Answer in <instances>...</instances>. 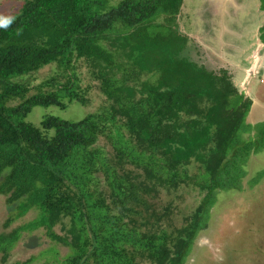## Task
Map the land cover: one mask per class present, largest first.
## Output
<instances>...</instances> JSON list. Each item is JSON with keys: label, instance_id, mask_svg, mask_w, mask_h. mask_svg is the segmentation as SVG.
<instances>
[{"label": "trees", "instance_id": "trees-1", "mask_svg": "<svg viewBox=\"0 0 264 264\" xmlns=\"http://www.w3.org/2000/svg\"><path fill=\"white\" fill-rule=\"evenodd\" d=\"M14 1L18 13L0 20L3 227L37 216L0 233V263L24 234L42 229L69 253L56 258L51 248L41 256L53 259L40 264H186L218 193L242 191L250 157L264 152V121L247 122L252 99L180 31L187 0ZM80 62L101 107L78 121L28 122L35 107L89 105ZM52 64L55 74L35 87L15 80ZM263 179L264 170L248 185ZM183 186L202 197L176 227L173 196Z\"/></svg>", "mask_w": 264, "mask_h": 264}, {"label": "rangeland", "instance_id": "rangeland-1", "mask_svg": "<svg viewBox=\"0 0 264 264\" xmlns=\"http://www.w3.org/2000/svg\"><path fill=\"white\" fill-rule=\"evenodd\" d=\"M120 1L111 0L114 5ZM240 2L242 3L244 13H254L252 9L253 0H240ZM202 4L206 5V7L202 6ZM21 6V2L0 0V20L14 17ZM213 6L211 7L207 0H187V5L183 8L182 18L179 22L180 31L184 33V29L194 31V28H199V30H207V34H211L212 36L220 34L219 31L223 28L224 19L222 16L221 18L216 16V10ZM212 22L220 25L217 27V33L210 28ZM258 47L261 50L262 58L258 66L255 67L256 74L252 76L245 87L248 91L246 97L252 99L253 102L247 117V122L251 124L264 121V48L260 42L257 45ZM191 51L194 52L193 50ZM214 51L216 57L213 58L215 61H219L224 68L230 70L232 73H239L235 70V67L234 70H231L230 64L223 61H228L223 50L214 48L213 53ZM195 57L198 58L199 56L195 55ZM235 64L238 65L240 63L235 62ZM56 70V65L52 64L37 73L27 75L26 77H18L15 80L19 82L24 81L30 87H35L53 76ZM78 71L84 81V85L90 87L88 106H81L73 102L65 110L56 106L35 107L28 115L27 121L36 126H39L43 118L47 116H58L67 120L78 121L95 112L99 106L101 107L103 95H101L97 88V82H94L87 72L85 64L80 62ZM241 91L245 94V91ZM18 102L15 101L12 104L16 105ZM104 142L102 140V143ZM197 169L198 166L190 167V172L197 173ZM247 170L248 175L244 181L242 191L218 193L217 201L211 210L209 226L197 237L193 251L188 257L186 264H264V179L254 188H250L248 185V181L257 172L264 170V152L250 157ZM178 195V198L173 196L176 199L175 204L178 206V209L175 208L177 210H174L173 219H171L173 226L176 227L181 226L180 224H182L184 216L193 212L202 197L199 189L194 186H183ZM170 198L164 195L161 201L165 203ZM159 204L162 205L161 202ZM8 215L7 197L0 195V233L11 231L33 220L36 218L37 212L30 211L26 216L15 221L5 230L3 225ZM56 231L62 234L61 226L58 225ZM51 248L58 252L56 258H61L69 253L67 247L49 240L42 229L32 234H24L12 250L7 264L30 259H33L31 264L43 263L47 258L53 259L54 256L50 254L41 256L42 253H46Z\"/></svg>", "mask_w": 264, "mask_h": 264}, {"label": "crops", "instance_id": "crops-1", "mask_svg": "<svg viewBox=\"0 0 264 264\" xmlns=\"http://www.w3.org/2000/svg\"><path fill=\"white\" fill-rule=\"evenodd\" d=\"M207 1L211 7L214 5L216 16L220 18L222 16L224 19L223 28L219 31L220 34L212 36L207 34V30H199V28H194V31L184 29V33L195 39L210 53H213L214 48L223 50L228 61L222 60L230 64L231 70H234L235 67V70L239 72L237 74L232 73L235 84L237 86L246 85L256 74L255 67L258 66L262 58L261 50L259 47L257 48L258 43H262L260 29L264 25V11L260 8V0H253V14L244 13L240 0ZM202 6L206 7L204 4ZM218 26L220 25L212 22L210 28L217 33ZM262 45L264 48V43ZM213 55H215V51ZM209 60L215 59H207V61ZM235 62L240 64L236 65Z\"/></svg>", "mask_w": 264, "mask_h": 264}, {"label": "clouds", "instance_id": "clouds-1", "mask_svg": "<svg viewBox=\"0 0 264 264\" xmlns=\"http://www.w3.org/2000/svg\"><path fill=\"white\" fill-rule=\"evenodd\" d=\"M240 88V93H243L241 90H243V88H245L246 87V85H243V86H239ZM243 91H245V95H246V93L248 94V91L246 90V88L243 90Z\"/></svg>", "mask_w": 264, "mask_h": 264}, {"label": "built area", "instance_id": "built-area-1", "mask_svg": "<svg viewBox=\"0 0 264 264\" xmlns=\"http://www.w3.org/2000/svg\"><path fill=\"white\" fill-rule=\"evenodd\" d=\"M245 88H243V90H244Z\"/></svg>", "mask_w": 264, "mask_h": 264}, {"label": "snow or ice", "instance_id": "snow-or-ice-1", "mask_svg": "<svg viewBox=\"0 0 264 264\" xmlns=\"http://www.w3.org/2000/svg\"><path fill=\"white\" fill-rule=\"evenodd\" d=\"M6 23V22H5Z\"/></svg>", "mask_w": 264, "mask_h": 264}]
</instances>
